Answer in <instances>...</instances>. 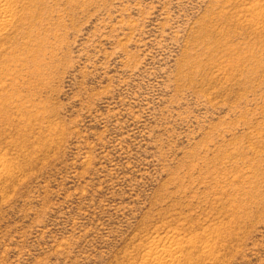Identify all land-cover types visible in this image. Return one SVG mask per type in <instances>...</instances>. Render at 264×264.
<instances>
[{
	"label": "rangeland",
	"instance_id": "1",
	"mask_svg": "<svg viewBox=\"0 0 264 264\" xmlns=\"http://www.w3.org/2000/svg\"><path fill=\"white\" fill-rule=\"evenodd\" d=\"M0 3V264H264V0Z\"/></svg>",
	"mask_w": 264,
	"mask_h": 264
},
{
	"label": "bare ground",
	"instance_id": "2",
	"mask_svg": "<svg viewBox=\"0 0 264 264\" xmlns=\"http://www.w3.org/2000/svg\"><path fill=\"white\" fill-rule=\"evenodd\" d=\"M0 4H2V3H0ZM1 6H3V7H1ZM4 13H5V15H3ZM8 15H10V14H8V9H5V6L3 4L0 5V25L3 24L5 21L9 20ZM160 255L162 257H165L166 258V256H169L170 257L171 256V253L170 252H167L166 253V251L160 250L159 248H156L155 250H151L150 251V256L152 258H154V259H157V258L159 259L161 257Z\"/></svg>",
	"mask_w": 264,
	"mask_h": 264
}]
</instances>
